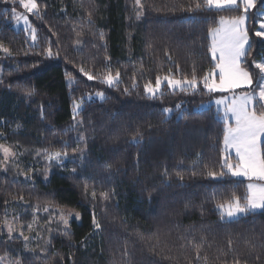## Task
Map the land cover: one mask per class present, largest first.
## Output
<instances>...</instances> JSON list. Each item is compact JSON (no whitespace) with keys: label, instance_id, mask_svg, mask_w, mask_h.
Masks as SVG:
<instances>
[{"label":"trees","instance_id":"trees-1","mask_svg":"<svg viewBox=\"0 0 264 264\" xmlns=\"http://www.w3.org/2000/svg\"><path fill=\"white\" fill-rule=\"evenodd\" d=\"M18 1L0 0V45L9 50L0 49V144L15 153L0 163V256L16 264H264V211L221 219L216 204L243 197L246 183L222 167L218 114L195 110L210 98L200 79L214 67L208 30L241 10L189 12L196 0H141V8L135 0H37L31 44L13 28ZM255 27L242 62L254 74L253 61L264 58ZM194 68L197 90L145 95L157 75L191 79ZM109 72H119L112 86L102 82ZM55 151L67 153L63 161L48 160ZM56 211L79 218L65 225ZM9 213L35 234L29 247L5 230Z\"/></svg>","mask_w":264,"mask_h":264},{"label":"snow or ice","instance_id":"snow-or-ice-1","mask_svg":"<svg viewBox=\"0 0 264 264\" xmlns=\"http://www.w3.org/2000/svg\"><path fill=\"white\" fill-rule=\"evenodd\" d=\"M7 2V0H6ZM13 3L16 0H12ZM257 4V0H199L193 5L188 6L189 12H194L202 7L215 8L217 10H232L234 8L242 9L243 14L234 15L229 18L223 16L220 17L219 27L209 28L208 33L211 38V43L208 47V51L211 53L213 60L215 61L214 67L206 72L202 78H200L204 84V87L208 92L216 91H229L231 89L247 86L250 90L246 93L234 96L231 99L230 105L223 110V150L234 149L235 156L237 157L236 163H231L229 157L222 156V167L227 168L228 172L233 177H246L249 181H264V154L261 153L259 147V141L261 136H264V58L259 61H253L254 68L258 70V73H253L247 68L241 67V58L246 56V45H249V33L246 27L247 13L250 9H253ZM19 5L27 13L37 15L39 13V5L37 0H19ZM137 8L142 7L141 0H135ZM12 18L19 22L23 19V22L30 28L31 25L28 22V17L23 14H18L16 8H12ZM137 19H139L141 12H137ZM264 16V13L260 14ZM91 21V14H89V22ZM81 35L77 33V36ZM255 36L264 39V20H260L259 29L255 32ZM32 40L37 39L35 29H32ZM100 39H104L103 33L100 34ZM79 43V41H77ZM0 49L5 52L9 50L3 48L0 45ZM48 55H52L51 50H48ZM165 55H168L166 52ZM170 58V57H169ZM107 59V57H106ZM218 70L219 83L210 79L211 74ZM87 75L89 80L95 77L92 74L85 72L84 68L80 69ZM71 80V78H69ZM103 83L112 86L119 82V72L115 76L109 72L103 77ZM166 82L167 87L171 90L179 89L182 92H187L189 89H197L198 78L193 69V75L191 79L185 77L184 79H175L169 73L161 77L157 75L154 84L149 81L144 85V92L150 97L155 98L158 94L162 95V85ZM127 91V90H126ZM27 95H32V91H28ZM96 95L101 99L104 98L102 92H97ZM81 102L74 101L73 113L78 114V109L81 107ZM226 103L225 99H218L215 101L216 105H223ZM180 108L181 105H177ZM171 112V109L164 108L163 114L165 117ZM230 114V115H229ZM75 119V116H74ZM234 122V123H233ZM82 123V122H77ZM139 133L133 136V141L138 142L137 138ZM81 140H84V136H80ZM76 151V149H73ZM0 153L3 154L4 160L14 157L15 153L8 146L0 144ZM66 152L55 151L48 154V159L59 160L61 156H66ZM209 176L216 178V172H209ZM223 176L224 173L219 174ZM95 197V192L92 193ZM101 196L107 199V194L101 193ZM216 209L220 212L221 219L225 218L231 220L232 218L241 215L254 213L257 210L264 211V184L250 182L247 184L246 194L241 197L237 195L231 196L228 200L217 203ZM47 211V208H45ZM68 215H72L71 212ZM76 217L79 218V213H76ZM61 219L68 224V220L65 214L61 213ZM93 225L95 228H100V224L93 217ZM31 224L28 228L31 229ZM14 231L13 225H8V233L11 234ZM67 234V233H66ZM23 235V232H21ZM25 240L29 238L24 237ZM194 244L197 253V259H199L200 247L195 245L194 241H189ZM231 246V241L229 242ZM239 264V261L236 262Z\"/></svg>","mask_w":264,"mask_h":264},{"label":"rangeland","instance_id":"rangeland-1","mask_svg":"<svg viewBox=\"0 0 264 264\" xmlns=\"http://www.w3.org/2000/svg\"><path fill=\"white\" fill-rule=\"evenodd\" d=\"M19 3V1H18ZM21 8V12H17L18 14H23V15H26L28 17V22L29 24L31 25V22H30V13H27L22 7ZM211 9H214V10H217L215 8H211ZM241 10V13L240 14H243V11L242 9ZM261 13H264V0H257V4L256 6L253 8V9H250L247 13V19H246V27L248 29V33H249V29H250V26L252 24H254L256 27L253 31L254 35H255V32L259 29V22L260 20H264V16H261L260 14ZM226 18V17H225ZM13 19V18H12ZM219 20L220 18L218 19L217 21V24L214 28L216 27H219L220 24H219ZM13 28L15 30H22L24 33H25V36L26 38L29 40V42L31 44H34L35 41L32 40L31 36H32V25L31 27L29 28L28 25H26L24 22H23V19H21L19 22H17L15 19H13ZM257 37V36H256ZM260 38V37H259ZM262 39V38H261ZM209 40H210V43H211V38L209 36ZM249 43H250V37H249ZM248 47L249 45H246V49L248 50ZM210 57L212 59V62L213 64H215V61L213 60L212 58V55L210 53ZM243 58H241V67H242V62H243ZM210 79H213L215 80L216 83H219V74H218V70L215 72V73H212L211 74V77ZM203 89L208 93L210 94V98L204 102V103H201L198 107L195 108V110H202V109H207L209 107H213V109L215 110V112L218 114V118L220 121L223 122V110L225 108H227L229 105H230V102H231V99L234 97V96H237V95H240V94H243V93H246L248 92L250 89L247 87V86H242L240 88H236V89H231L229 91H216V92H208L207 89L204 87V84L203 82L201 83ZM198 89V87H197ZM195 89V90H197ZM193 89H189L188 91H195ZM175 92V91H180L179 89H176V90H171L167 87V84L166 82L162 85V89H161V92L164 93V92ZM145 93V92H144ZM146 96L150 97L148 94L145 93ZM160 95V94H158ZM95 97L99 98L97 95H95ZM91 98L90 95H85L84 96V99L85 100H89ZM152 98V97H151ZM218 99H225L226 100V103L223 104V105H216L215 104V101L218 100ZM82 100H78L77 102H81ZM74 106V104H73ZM81 106H82V103H81ZM81 109V107H80ZM78 109V112L79 110ZM76 115V114H74ZM170 115V113L168 114ZM179 115V114H178ZM230 115V114H229ZM234 123V122H233ZM264 140V136H261L260 138V141H259V147L261 145V142ZM222 149H223V141H222ZM226 156L229 157L230 159V162L231 163H236L237 161V157L235 156V151L234 149H228L227 151H224ZM11 158H9L7 161L4 160V157H3V154L0 153V163L2 162H8ZM49 161H53V162H61L63 161V159L60 157L59 160H56V159H48ZM226 172L234 179H238V180H243L245 181L246 183V191H247V184L250 183V182H254V183H260V184H264V181H258V180H255V181H249L246 177H233L231 175L230 172H228L227 168H225ZM45 210V209H44ZM50 208L47 207V211H49ZM46 211V210H45ZM218 211V210H217ZM260 210H257L256 212H259ZM219 212V211H218ZM56 213L58 214L59 216V220L60 221H63L61 219V213L62 211H56ZM65 214V217L67 218V220L69 221L70 219H75V220H78V218L76 217V214H72V215H68V212H63ZM220 214V212H219ZM245 214H241V215H238L234 218H232L231 220H235L237 219L238 217H241ZM221 216V215H220ZM227 218L224 219V221H231ZM8 225H13L14 226V231H13V235L19 237L21 239L22 242H24V244H26L27 247H29L30 243L32 241H34L35 239V234L34 233H31V231H29L28 229L26 230L22 225H21V222L19 220V216L18 214L15 215L14 213L13 214H10L7 216V219L5 221V230L8 232ZM21 232H23V235H21ZM27 236L29 239L28 240H25L24 237ZM0 264H16L14 262H12L9 258H6L5 256H0Z\"/></svg>","mask_w":264,"mask_h":264}]
</instances>
